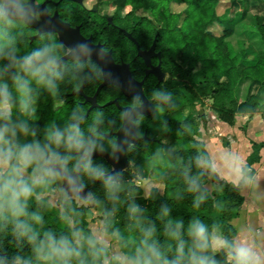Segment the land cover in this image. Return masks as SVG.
I'll return each mask as SVG.
<instances>
[{
    "label": "clouds",
    "instance_id": "clouds-1",
    "mask_svg": "<svg viewBox=\"0 0 264 264\" xmlns=\"http://www.w3.org/2000/svg\"><path fill=\"white\" fill-rule=\"evenodd\" d=\"M35 8L32 0H0V229L10 231L18 247L26 243L32 252L30 257L9 255L0 247V264H220L212 255L219 250L226 253L228 264H264V254L253 244L223 237L197 217L187 223L174 219L167 204L157 215L168 241L162 244L156 224L135 199L143 177L130 183L124 172L111 169L101 158L107 153L118 160L124 151L122 143L106 135L110 120L97 114L87 122L84 111L76 108L62 122L50 121L42 129L36 125L41 91L56 96L70 74L78 81L101 80L106 74L91 59L93 50L87 43L68 46L72 51H67L49 35L46 42L22 53L15 32L34 22ZM153 100L166 106L171 94L157 90ZM139 106L137 99L124 117L131 128H138L142 119L135 111ZM194 163L200 172L185 173L190 192H201L200 177L206 173L227 177L238 187L255 182L251 169L232 153L215 158L201 154ZM97 183L108 206L96 228L86 234L73 205L97 206L96 195L85 191ZM204 200L203 194L197 195L193 207L199 208ZM33 201L61 207L66 230L38 231L43 217L32 210ZM121 206L126 207L128 230L140 235L131 254L123 251L129 241L114 227Z\"/></svg>",
    "mask_w": 264,
    "mask_h": 264
},
{
    "label": "trees",
    "instance_id": "trees-1",
    "mask_svg": "<svg viewBox=\"0 0 264 264\" xmlns=\"http://www.w3.org/2000/svg\"><path fill=\"white\" fill-rule=\"evenodd\" d=\"M99 1L110 2L119 5L120 8L131 6L132 9L127 16L129 26L141 18L144 35L152 40L158 34V46L163 51L166 69L171 76L168 88L173 89L172 106L169 109L164 108L156 120L160 127V140L154 142L145 140L132 145L128 150L129 159L133 163L132 168L122 171L125 173V179L130 183L137 181L140 176L145 179L155 173L157 179L164 182L165 188L163 193L155 191L154 195L149 194L145 198L141 184H138L135 191L136 202L147 210V218L156 224L157 238L162 244H167L168 241L163 235V223L157 219V215L159 208L164 204L172 209L171 216L174 219H183L187 223L193 217H197L213 230L219 229L221 236L235 239L237 230L232 221L239 214L244 202L241 186L221 181L223 192H211L206 187L208 180L206 173L200 177L201 192L188 191L185 173L197 175L200 169L195 167L196 156L201 154L210 156L204 141L200 139L199 116L202 119L205 116L202 112L197 116L188 114L186 118L179 119L175 112L186 107L191 113L197 106H205L207 101H211V109L218 113L225 123L234 125L237 116L250 115L258 111L262 102L261 93H249L241 101L239 97L243 86L247 83L260 85L264 91V15H256L255 37L258 48L251 53L245 48L235 51L230 45V39L237 31V23L228 18L227 14H219V7L227 0ZM229 1L235 9V1ZM173 5L185 8L174 12ZM248 12H250L249 5L243 17ZM66 16L68 15H65V18ZM34 32L29 26L16 30L14 39L22 53L40 45V40L30 42V36ZM169 53L171 57L168 56ZM70 88H61L62 99L67 97L66 93L71 91ZM95 90L96 87L93 92ZM106 93L104 90L101 97L104 98ZM76 108L82 109L84 115L86 114V107L82 104L67 103L60 109L57 108L55 100L41 91L36 104L35 123L42 129L50 121L62 122ZM171 112H174L173 116ZM108 113V110H95L86 118L87 122H91L97 114L106 119ZM109 120L114 121V119ZM111 124L107 125L108 131ZM102 159L113 169L104 158ZM259 159V147L256 146L254 153L249 157V165ZM208 174L214 181H219V177ZM88 190L96 195L99 204L73 205L79 213L76 217L79 226L86 234L91 230L88 216L90 209L100 212L101 219L108 206L98 183L90 185ZM200 194L205 196V200L199 208H195L193 207L195 197ZM32 210L42 215L43 224L40 226L43 230L58 232L66 230L60 214L53 209L35 202ZM114 227L120 229L129 241L128 247L124 250L133 252L134 242L139 240L140 235L136 231L128 230L129 221L125 206H121L116 212ZM0 247L9 255L17 252L28 257L32 255L30 246L25 243L22 248L18 247L10 231L4 229H0ZM212 255L220 264H228L227 255L223 250L212 252Z\"/></svg>",
    "mask_w": 264,
    "mask_h": 264
},
{
    "label": "flooded vegetation",
    "instance_id": "flooded-vegetation-1",
    "mask_svg": "<svg viewBox=\"0 0 264 264\" xmlns=\"http://www.w3.org/2000/svg\"><path fill=\"white\" fill-rule=\"evenodd\" d=\"M34 4L36 5L34 13L36 19L40 20L43 13H47L50 17L58 14L62 21L69 23L74 29H79L84 39L90 40L94 46H100L105 53L111 54L115 65L120 67V75H126L128 66L135 80V90L144 95L146 99L128 96L117 84H108L102 88L97 97L98 106L91 109L93 102L87 100L95 96L98 88L105 81V77L101 80L78 81L70 74L59 85L56 96L47 93L51 99L55 100L57 108L60 109L62 105L67 103L82 104L86 107V114L89 112L88 116L95 110H108L106 120L114 119V121L106 134L112 132L109 137H114L118 141L116 133L124 125V108H133L135 101L138 99L140 106L136 108L144 107L147 113L139 114L142 119L139 127L136 128L138 137L143 139L132 145H137L145 140L159 141L160 138L155 137L153 128L156 125L159 126L156 120L164 111L163 109H169L172 104L170 101L166 106L158 105L153 100V93L164 88L163 90L171 94L173 89L168 88V81L171 76L166 69L163 51L158 46V34L152 40L144 35L141 18L134 21L132 26H129L127 16L132 9L131 6H127L130 7V10L126 12L127 7L120 8L119 5L98 0H34ZM65 15H68L67 18H65ZM32 29L35 32L30 36V42H37L40 39L39 43H44L49 35L55 36L58 41L62 42L58 33H44L41 37L33 40L32 38L37 35L38 31L35 28ZM64 45L67 51H72L67 44ZM168 56L171 57V53ZM91 59L98 63L104 71L103 66L96 59ZM160 76H163L162 79H160ZM96 83L98 84L95 85ZM62 87H71V91L67 92V97L63 99L60 91ZM94 87H96V90L93 92ZM104 90L107 93L102 98L101 94ZM80 91H83V93H80ZM172 114L173 112H171ZM132 165L133 163L130 161L128 169L132 168Z\"/></svg>",
    "mask_w": 264,
    "mask_h": 264
},
{
    "label": "crops",
    "instance_id": "crops-1",
    "mask_svg": "<svg viewBox=\"0 0 264 264\" xmlns=\"http://www.w3.org/2000/svg\"><path fill=\"white\" fill-rule=\"evenodd\" d=\"M247 4L251 11L258 8L261 2L259 0H247ZM250 14L252 15L251 12ZM256 14L264 15V13ZM246 87H248L247 84L243 86L241 94ZM221 125L223 131L218 137L206 138L205 134H201L200 138L204 141L211 157L215 158L223 153H232L251 169L255 182L241 186L244 202L232 224L237 230L235 240L251 243L261 254H264V111L260 108L253 114L237 116L234 125L225 122ZM256 146L259 147L260 159L249 165V157L254 153ZM207 175L206 187L210 190L208 188V184H210L211 192L222 193L224 188L221 181L230 182L227 177L214 181L208 173ZM214 231L221 235L219 229L216 228Z\"/></svg>",
    "mask_w": 264,
    "mask_h": 264
},
{
    "label": "rangeland",
    "instance_id": "rangeland-1",
    "mask_svg": "<svg viewBox=\"0 0 264 264\" xmlns=\"http://www.w3.org/2000/svg\"><path fill=\"white\" fill-rule=\"evenodd\" d=\"M96 1V0H95ZM99 1V0H98ZM235 1V9L231 6V3L229 0L223 2L221 6L219 7V14H227L228 18L233 19L237 23V31L236 34L230 39V45L232 49L235 51H240L243 48L247 49L251 53L256 51L258 48V42L255 37V25H256V13H264V1L259 0L261 2V5L258 6V8H255L248 12L245 17H243V13L248 6L247 0H234ZM185 7L180 5H173L172 10L174 12H178L183 10ZM112 10V8H111ZM130 10V7L126 8V12ZM260 15V14H258ZM40 40V39H38ZM247 86L242 94L240 95V101L244 100L249 93L259 94L262 95V102L264 101V91L262 90V87L260 85L255 84H249L247 83ZM260 105L261 110L264 111V102ZM211 101H207L205 106H197L195 111H192L191 113L188 111V108L184 107L181 111L175 112V114L178 116L179 119H184L188 114L193 115H199L200 113H204L205 118L202 119V117L199 116V129L201 134H205L206 138H209L211 136L218 137L219 134L222 133V125L224 121L222 120V117L216 113L213 109H211ZM259 108V110H260ZM174 113V112H173ZM173 116V114H172ZM154 134L156 138H161V132L159 126H154ZM201 136V135H200ZM201 139V138H200ZM202 140V139H201ZM173 150H175V147H173ZM151 182L147 184L146 190L147 195L150 194L151 190H155L157 192L163 193L165 184L161 180L157 179V175L153 173L151 175ZM147 179V178H145ZM142 184V181L140 180V183ZM208 188L212 190L211 185L208 184ZM35 203L33 201L32 205ZM49 209H53L56 213H61V207L59 206H52L47 207ZM88 216L90 217V228L91 230H94L96 226L98 225V222L100 221L101 213L98 212L95 209H90ZM36 229L39 231H45L43 228H41L40 224L36 225ZM215 230V229H214ZM124 252L129 253L128 251ZM130 252L129 254H131ZM104 259L103 257L101 258Z\"/></svg>",
    "mask_w": 264,
    "mask_h": 264
},
{
    "label": "water",
    "instance_id": "water-1",
    "mask_svg": "<svg viewBox=\"0 0 264 264\" xmlns=\"http://www.w3.org/2000/svg\"><path fill=\"white\" fill-rule=\"evenodd\" d=\"M34 3V0H32ZM41 10V8H39ZM42 13V11H41ZM30 27L35 28L38 33L36 36H34L32 39L35 40L39 37H41L44 33H58L61 37V41L64 44H67L68 46H74L82 43H87L92 47L93 55L91 58L96 59L104 68V73L106 74L105 81L100 85L98 88L95 96L93 98H88L87 101H92L93 105L91 109L98 106L97 103V97L102 90L103 87H105L108 84H117L121 87V89L124 91V93L128 96H136L140 98H144V95L137 92L134 87V78L132 77L128 66L126 69V75H120L119 73V66H116L114 63V60L111 56V54L105 53L100 46H94L90 40L84 39V37L81 35L79 29H74L71 27L69 23H66L62 21L58 14H55V16L50 17L47 15V13H43L42 18L40 20L36 19L34 22L28 24ZM155 47V45H154ZM145 55V53H144ZM163 77V76H162ZM160 76V79H162ZM80 93H83V91H80ZM146 100V99H145ZM117 103V101H115ZM114 103V102H111ZM109 103V104H111ZM131 108H124L125 115L128 113V110ZM136 113H145L146 110L144 107L141 108H135ZM147 113V112H146ZM89 115V112L86 114L85 117ZM112 134L108 133L107 136H110ZM118 138V143H122L124 151L119 154L118 160L111 159L107 153L102 154L101 158H104L115 171H125L128 169L130 165L129 157H128V148L133 144L137 143L138 140L143 139L139 138L137 135L136 128H131L130 125H128L124 120V125L119 129V131L116 133ZM154 141V139H153ZM152 180L151 177L147 179H142L141 188L143 190V197L147 198V184L150 183ZM85 191H88L86 189Z\"/></svg>",
    "mask_w": 264,
    "mask_h": 264
}]
</instances>
